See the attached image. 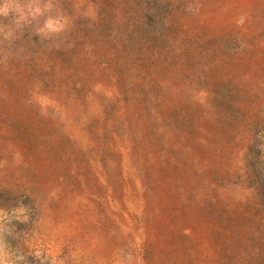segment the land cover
I'll return each mask as SVG.
<instances>
[{
	"label": "rangeland",
	"instance_id": "rangeland-1",
	"mask_svg": "<svg viewBox=\"0 0 264 264\" xmlns=\"http://www.w3.org/2000/svg\"><path fill=\"white\" fill-rule=\"evenodd\" d=\"M0 7L4 264H264V0Z\"/></svg>",
	"mask_w": 264,
	"mask_h": 264
},
{
	"label": "clouds",
	"instance_id": "clouds-1",
	"mask_svg": "<svg viewBox=\"0 0 264 264\" xmlns=\"http://www.w3.org/2000/svg\"><path fill=\"white\" fill-rule=\"evenodd\" d=\"M0 14L7 15V12L3 7H0ZM37 255H39V254H37ZM0 264H4L2 253H0Z\"/></svg>",
	"mask_w": 264,
	"mask_h": 264
}]
</instances>
